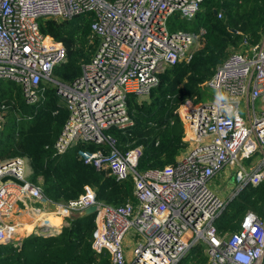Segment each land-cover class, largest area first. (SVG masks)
<instances>
[{"label":"built area","instance_id":"built-area-1","mask_svg":"<svg viewBox=\"0 0 264 264\" xmlns=\"http://www.w3.org/2000/svg\"><path fill=\"white\" fill-rule=\"evenodd\" d=\"M202 1L0 0V79L18 84L26 103L38 101L42 84L52 83L68 111L55 152L101 145L79 148L76 155L117 181L131 179L134 195L133 201L111 205L97 200L85 185L78 198L52 202L27 179V157L2 159L0 244L17 246L29 232L57 233L62 225H51L49 214L65 219L94 204L91 247L97 254L106 251L110 264H176L200 242L206 245L207 264H263L264 212L247 211L239 228L223 235L215 220L244 186L264 183V29L256 42L244 35L239 48L229 49L201 84L215 91L214 97L203 102L187 99L178 108L187 147L174 164L139 171L140 149L122 153L105 133L111 126L131 127L127 98L147 96L162 71L188 62L200 47L203 28L169 31L168 21L175 15L192 20ZM81 14L90 15V41L96 37L97 43L90 60L81 64L80 75L64 83L53 70L65 62V47L43 33L39 21ZM2 108L0 131L6 110ZM244 159L250 160L247 166ZM226 166L234 169L238 186L224 199L208 182ZM21 211L37 215L34 223L27 222L30 231H20L24 223L14 216ZM130 228L137 240L127 254L123 240Z\"/></svg>","mask_w":264,"mask_h":264},{"label":"trees","instance_id":"trees-1","mask_svg":"<svg viewBox=\"0 0 264 264\" xmlns=\"http://www.w3.org/2000/svg\"><path fill=\"white\" fill-rule=\"evenodd\" d=\"M90 20V15L81 14L62 20L39 21L40 30L65 47V62L53 70V76L61 82L73 81L81 73V64L91 58L97 38L90 41ZM192 21L193 31L203 28L205 33L191 59L162 71L158 84L151 88L146 99L127 98L128 113L134 122L131 127L106 129L120 152L140 148L138 170L174 164L185 150L187 143L183 139L184 128L178 108L187 99L200 100L201 84L224 60L230 47H239L244 35L251 42L258 40L259 31L264 29V0H203ZM42 85L40 99L26 103L18 84L7 78L0 79V114L2 106L6 107L0 131V160L27 157L31 167L30 181L39 185L44 196L52 202L66 203L78 198L85 185L93 189L99 201L111 205L133 201L131 179L117 181L106 171L84 164L76 155L79 148L94 150L101 145H77L63 154L55 152L53 145L68 111L52 83ZM249 210L263 214L264 183L246 185L228 201L215 220L217 232L223 235L237 230ZM94 217V213L74 212L65 218L66 223L57 233L45 236L30 233L17 246L0 244V264H110L106 251L97 254L91 247ZM55 222H64V217L57 215ZM205 247L201 242L191 246L176 264H207Z\"/></svg>","mask_w":264,"mask_h":264},{"label":"rangeland","instance_id":"rangeland-1","mask_svg":"<svg viewBox=\"0 0 264 264\" xmlns=\"http://www.w3.org/2000/svg\"><path fill=\"white\" fill-rule=\"evenodd\" d=\"M193 27H194L193 21L185 19V18H178V17L171 16V18L168 21V30L169 31H173V30L193 31ZM199 44L201 46V42H199ZM238 48L239 47H237V49ZM229 49H232V48L230 47ZM214 95H215V91L201 87V98L199 101H201V102L206 101L207 98L211 99L212 97H214ZM146 98H147V96L138 98V100H142V99H146ZM105 133H109V132L106 130ZM252 159H255V158H252ZM249 161L250 160H248V159H244L242 161V164L247 166ZM27 170H28V174H29L27 179L31 180V176H30L31 167H30V165H29ZM139 171H144V170H139ZM40 182H41V179L39 178L38 183L41 184ZM208 184H209V187L214 192H216L221 198H224V199L228 198V196L231 194V192L234 191L238 186V182L236 181V179L234 177V169H232L228 166H226L222 171H220L219 173L214 175L209 180ZM24 214L27 217H25V220L22 221L24 223L25 229L23 230L21 228L20 229L21 232L29 231L28 230L29 225H27V222L30 220V217H33V218L37 217V215L26 214V213H24ZM56 216L57 215L52 213V214H49V216H47L48 217L47 219L49 222H51L53 219L55 220ZM14 217L18 222H21L19 219H17L16 215ZM29 233H31V232H29ZM133 233H134V235H133ZM136 240H137L136 232L134 231L133 228H130L129 232L125 235L124 240H123L124 241L123 242L124 249H125V252L127 254H129V252H130L132 246L134 245V243L136 242Z\"/></svg>","mask_w":264,"mask_h":264},{"label":"water","instance_id":"water-1","mask_svg":"<svg viewBox=\"0 0 264 264\" xmlns=\"http://www.w3.org/2000/svg\"><path fill=\"white\" fill-rule=\"evenodd\" d=\"M213 12H214V14L216 13V10L214 9L213 10ZM232 32H235V30L234 29H230ZM57 86H59V83H57ZM8 177H4L2 180H5V179H7ZM11 179H13V180H15V181H17V182H20V181H18V180H16V179H14V178H12V177H10ZM52 206H55L54 204L52 205ZM95 209H96V205H90V206H88V207H86V208H84V209H82L81 210V214H91V213H94L95 212Z\"/></svg>","mask_w":264,"mask_h":264},{"label":"crops","instance_id":"crops-1","mask_svg":"<svg viewBox=\"0 0 264 264\" xmlns=\"http://www.w3.org/2000/svg\"><path fill=\"white\" fill-rule=\"evenodd\" d=\"M182 124H183V123H182ZM183 139H184V134H183ZM184 141H185V140H184ZM178 156H179V155H178ZM178 156H177V157H178ZM50 208L53 209L52 206H50ZM16 216H17V219H19L21 222H22L23 220H25V217H27V216L23 213V211H21L20 213H17ZM48 216H49V215H48ZM64 221H65V219H64ZM28 222H33V223H34L35 221H33V220H32V217H30V220H29ZM51 223H52V225H54V226H57V225H63V222H62V223H56L54 219L51 221ZM59 228H60V227H59ZM28 230H29V231L31 230V226L29 227ZM263 264H264V260H263Z\"/></svg>","mask_w":264,"mask_h":264}]
</instances>
